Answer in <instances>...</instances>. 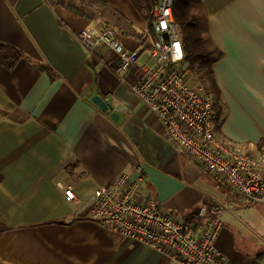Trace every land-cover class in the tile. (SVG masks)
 I'll return each mask as SVG.
<instances>
[{
    "label": "crops",
    "instance_id": "crops-1",
    "mask_svg": "<svg viewBox=\"0 0 264 264\" xmlns=\"http://www.w3.org/2000/svg\"><path fill=\"white\" fill-rule=\"evenodd\" d=\"M101 1L91 20L56 0H0V41L25 54L11 70L0 64V264H179L89 217L95 189L122 171L141 177L142 198L155 197L184 218L233 201L217 246L233 264H264V239L255 242L239 226L251 206L239 205L223 178L173 143L130 89L151 56L147 20L130 0ZM203 2L223 53L212 67L222 107L218 135L257 154L264 149V0ZM106 26L140 54L121 75L116 54L91 52L78 38L84 28ZM36 63L51 67L54 78ZM95 95L110 104L108 112L93 103ZM67 188L77 199H66Z\"/></svg>",
    "mask_w": 264,
    "mask_h": 264
},
{
    "label": "built area",
    "instance_id": "built-area-1",
    "mask_svg": "<svg viewBox=\"0 0 264 264\" xmlns=\"http://www.w3.org/2000/svg\"><path fill=\"white\" fill-rule=\"evenodd\" d=\"M172 2L150 0L151 56L130 89L159 118L173 143L200 167L224 179L239 205L264 204V149L257 154L240 151L219 137L215 96L193 82L184 63ZM78 38L91 52L106 48L116 54L118 75L139 61V52L125 47L112 27H87L79 31ZM140 189L141 177L132 178L122 171L111 186L95 189L89 217L179 264H233L217 246L222 216L236 208L233 201L202 205L196 216L184 218L170 213L155 197L142 198ZM65 196L70 201L77 199L72 188L65 189Z\"/></svg>",
    "mask_w": 264,
    "mask_h": 264
},
{
    "label": "trees",
    "instance_id": "trees-1",
    "mask_svg": "<svg viewBox=\"0 0 264 264\" xmlns=\"http://www.w3.org/2000/svg\"><path fill=\"white\" fill-rule=\"evenodd\" d=\"M137 11L147 20L149 29L152 28L153 16L151 13L150 0H130ZM70 12L94 20L96 4L103 5L101 0H56ZM172 10L176 27L181 35L185 53L184 63L190 69L203 89L213 93L216 97L215 111L217 113L216 126L219 129L222 114L220 105V93L215 81L213 64L222 58L223 53L212 40L209 33V16L203 0H173ZM109 28V27H102ZM25 57L24 52L16 46L0 41V64L7 69H13L18 62ZM36 66L47 71L54 78L52 68L42 63ZM94 80L82 89L85 95L90 87L95 86ZM86 215H80L79 218Z\"/></svg>",
    "mask_w": 264,
    "mask_h": 264
},
{
    "label": "rangeland",
    "instance_id": "rangeland-1",
    "mask_svg": "<svg viewBox=\"0 0 264 264\" xmlns=\"http://www.w3.org/2000/svg\"><path fill=\"white\" fill-rule=\"evenodd\" d=\"M193 82L195 84H200L194 76ZM237 206L238 205H236V207ZM249 206L251 207H249L248 210L246 208L245 211L241 213L239 226L244 229H249L252 239L256 242L259 238L264 239V205L249 204Z\"/></svg>",
    "mask_w": 264,
    "mask_h": 264
},
{
    "label": "water",
    "instance_id": "water-1",
    "mask_svg": "<svg viewBox=\"0 0 264 264\" xmlns=\"http://www.w3.org/2000/svg\"><path fill=\"white\" fill-rule=\"evenodd\" d=\"M93 103L99 106L103 111L108 112L111 109L110 104H108L100 95H95L92 97ZM113 119H117L116 113H111Z\"/></svg>",
    "mask_w": 264,
    "mask_h": 264
}]
</instances>
